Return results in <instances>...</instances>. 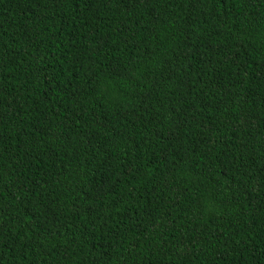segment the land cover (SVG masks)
<instances>
[{
  "label": "trees",
  "instance_id": "trees-1",
  "mask_svg": "<svg viewBox=\"0 0 264 264\" xmlns=\"http://www.w3.org/2000/svg\"><path fill=\"white\" fill-rule=\"evenodd\" d=\"M0 264H264V0H0Z\"/></svg>",
  "mask_w": 264,
  "mask_h": 264
}]
</instances>
